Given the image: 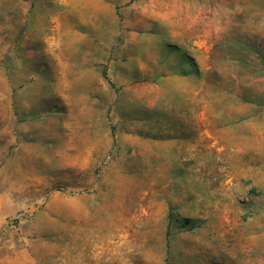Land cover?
I'll list each match as a JSON object with an SVG mask.
<instances>
[{
  "label": "rangeland",
  "instance_id": "rangeland-1",
  "mask_svg": "<svg viewBox=\"0 0 264 264\" xmlns=\"http://www.w3.org/2000/svg\"><path fill=\"white\" fill-rule=\"evenodd\" d=\"M0 264H264V0H0Z\"/></svg>",
  "mask_w": 264,
  "mask_h": 264
},
{
  "label": "trees",
  "instance_id": "trees-1",
  "mask_svg": "<svg viewBox=\"0 0 264 264\" xmlns=\"http://www.w3.org/2000/svg\"><path fill=\"white\" fill-rule=\"evenodd\" d=\"M102 76H103V78L107 81V82H109L108 80V77H107V74H106V71H103L102 72Z\"/></svg>",
  "mask_w": 264,
  "mask_h": 264
}]
</instances>
